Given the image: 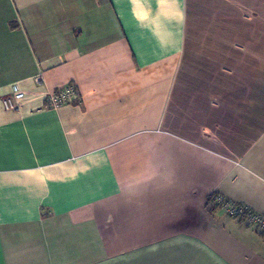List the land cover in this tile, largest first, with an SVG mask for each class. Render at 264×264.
<instances>
[{"label": "crops", "instance_id": "0c3cea01", "mask_svg": "<svg viewBox=\"0 0 264 264\" xmlns=\"http://www.w3.org/2000/svg\"><path fill=\"white\" fill-rule=\"evenodd\" d=\"M212 193L264 215V0H0V264H264Z\"/></svg>", "mask_w": 264, "mask_h": 264}, {"label": "built area", "instance_id": "2783aa9c", "mask_svg": "<svg viewBox=\"0 0 264 264\" xmlns=\"http://www.w3.org/2000/svg\"><path fill=\"white\" fill-rule=\"evenodd\" d=\"M20 96L21 94L16 92L13 96L3 98V106L6 109L17 108L16 99ZM78 99V92L75 86L66 84L57 91L47 90L45 94V105L56 109ZM209 205L213 208H218L226 218H239L245 227H251L264 232V215L254 211L245 204L234 202L220 193H212L210 195Z\"/></svg>", "mask_w": 264, "mask_h": 264}, {"label": "trees", "instance_id": "16d2710c", "mask_svg": "<svg viewBox=\"0 0 264 264\" xmlns=\"http://www.w3.org/2000/svg\"><path fill=\"white\" fill-rule=\"evenodd\" d=\"M209 200H210V198H209Z\"/></svg>", "mask_w": 264, "mask_h": 264}]
</instances>
